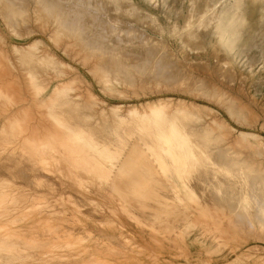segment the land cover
<instances>
[{
	"label": "rangeland",
	"instance_id": "rangeland-1",
	"mask_svg": "<svg viewBox=\"0 0 264 264\" xmlns=\"http://www.w3.org/2000/svg\"><path fill=\"white\" fill-rule=\"evenodd\" d=\"M62 1L64 4V13L67 12L68 15L70 13L68 20L69 22H72H70V24L69 22H65V24L68 23V26L73 25L72 28L75 33H79L78 35H75L74 32L72 35L71 27L69 28L67 24L65 25L64 23L61 24L62 22H58L59 20L63 21L66 17L65 14L67 15V13L62 14L63 10L60 12L57 9V12L54 7L55 12L54 9L52 12L47 9V7L53 8V6L48 5L43 9L44 4L39 2V0H37V3L36 0H16V2L15 0H0V58H2V61L0 62L1 64H4L3 67L0 68V73L1 76L4 75L7 79L14 74L13 77L15 76V78L13 79H16L17 82L16 80V83L13 80L11 82L13 88L15 87L16 90L18 85L23 86L18 88V94L15 95L16 100L14 98L8 99L5 93L6 96H3L2 92H0V129L2 131H0V226L5 224L7 229H12L14 231L22 230L24 233H28L29 228L34 226L33 223L35 220L40 217L49 218V223H47V225L40 224L35 226L36 228H33L34 230L36 229L38 237L35 235L36 239L34 238L32 240L26 238L28 237V234L23 236L22 240L20 237L19 240L18 237H14L16 240H13L14 238L4 234L5 231L0 230V264H92L93 258L90 253H97L111 261H119L120 264H153L155 259L150 253H148L150 250L148 242H150V245L155 248H166L168 253L166 252L163 254L165 259L162 255H160V258H163L164 260L172 259V261L177 262L176 264H264V262H262L264 256L263 259L261 256L264 255V214L262 215L264 211H261L262 209L264 210V18L250 38V58L241 57L232 66L228 65L227 67V65L222 62L223 59L221 58L223 55H221L222 57L218 55L211 46L205 45L196 51L187 49L185 54H188V56L191 57L190 59L182 56L177 50L176 43L172 37L173 34L171 33L173 32L175 34V31H177L179 26L182 25L183 21L180 17L182 18L189 14L187 11L190 9L188 6L191 2H188V0H129L131 5H133L130 14L132 13L131 17L135 19L131 24L137 28V32L141 31L156 39L160 38L162 35L165 46L164 49H162V52H156V57H150L149 55L146 56L144 54L146 51L145 49L149 46L144 43H139V39H137L138 37H135L136 34L127 32V30H125V27L128 25L126 20L122 17H119L121 19L119 20L114 12L110 13V28L112 26L118 28L110 29L107 24L103 22L105 21V14L102 13L99 16V19L103 21L99 23L103 28L99 29L98 27H95V24H98L95 17L90 18L91 15L89 14L83 16L85 14H80L79 12H77L75 16L73 15V8L75 7L73 5H77L74 0ZM116 1L123 4L126 3L125 0ZM126 1L128 2V0ZM172 8L175 10L178 8L179 10L176 12L173 11ZM134 9L136 11L139 10L138 13H135ZM59 12L62 14L61 16ZM152 13L157 22L161 24L162 30L166 29L165 32L164 30L158 32L154 23H145L146 25L143 26L137 23V18H141L145 14L151 15ZM56 15L59 20L55 18L57 17ZM177 17L179 18V26H175V24L173 25L174 22L176 23ZM165 18L166 20H164ZM91 20H93V23H91ZM160 21H164V23ZM73 22L75 23V27ZM90 23L91 25H89ZM77 24H80L78 25V30L76 29ZM165 25H167L166 28ZM79 27H82V31H79L81 30ZM180 29H178L177 33H179ZM99 30H102L103 32V40L99 38L101 33ZM97 33L99 34V37L97 36ZM163 33H166L165 37L163 36ZM178 36L179 35H177V37ZM83 41L85 44L82 43ZM87 41L88 45H86ZM30 42H35V48L33 52L26 54L24 51L26 48L25 46ZM95 42L103 44H97L98 47L96 49V46L94 45L96 44ZM90 43H92L91 45H93V47L95 46V49L93 47L91 48V46L89 48ZM11 44L16 45L17 48L24 49L23 51L26 55L23 54V56H26L25 58L27 61L22 62L24 57L19 55L18 56L21 60H17V53H13L10 49ZM23 51L21 53H23ZM44 51H47L50 57V60L46 61L51 62L47 63L45 67L39 66V63L41 65L43 62L40 60V53H43ZM145 53L147 54V51ZM143 54L144 57H146L145 60H147V62L149 61L147 66L143 61V57H141ZM160 54H164L167 63L174 60L172 57L174 56L176 61H171L170 65L173 70L176 67L178 68L175 69L176 73L174 70V73L176 74L174 76H179L175 78L172 77L171 80L173 72H170L172 71L170 70V65L169 63H166L163 56L161 57L163 59L162 62L164 61L163 67L167 69H164L165 72L163 70L157 74L154 72L155 69L153 67L157 64L156 58L158 59L157 56ZM27 55H29V57ZM32 56H34L33 58L35 59L37 57L40 59L37 58L35 62L33 61ZM216 57H218V60ZM28 59L31 60L29 61ZM46 61L43 65H45ZM54 61L55 63H53ZM250 61H253V63H250ZM139 62L141 63L139 64ZM193 63H195V65ZM216 63L219 65L221 63V68L220 66L217 67ZM136 64H139V66L137 65L138 69L135 67ZM140 66L141 69H139ZM29 70L32 73L34 71L33 76H35L36 80H45L42 83L45 85L46 82V87H49L54 82L60 81V79L69 78L71 76L75 78V82L69 90L70 92L66 95L67 99L59 98V100L55 102L56 104L59 102V104L55 105L54 103V106H52V103L49 104L52 106L53 110L51 109V106L47 110L48 106L43 105V109L46 108L43 110V113H46L45 115L49 118L56 116L60 121L62 118L61 122L64 121L66 126L71 127L73 130H80V127L84 128L83 135L86 138L84 139L83 137V140H86V143L93 141V144L95 143V145L92 144V149L93 151L95 149V153L97 152L96 154L91 152V142H89V144H85V154L86 151L90 149L86 154L90 160L96 155L97 157L95 158L101 161L102 164L111 167L107 180L96 177L97 181L99 180L98 183L96 182L95 176H93V179L89 176L91 177V180L87 179L88 174L84 170L85 175L87 174L85 178L84 172H80L83 169L80 170V168H78L79 174H77V176L75 174L77 171L74 172L77 167L74 170V166L70 164L73 169L71 170V167L68 165L70 161H67L68 157L65 150L57 140L54 141L52 139L53 137H51L53 145L56 142L59 144L57 146L54 145V147L58 148V146H60L62 149V151L60 148L58 149L59 151H51L56 157L54 159H57L58 161L56 163V160L54 162L53 159L52 162H49V158L46 160L44 159L43 161L41 160L40 155L39 158L34 154L36 157H34V160L37 162L39 160V163L42 162L41 166L33 160L32 154L35 153L36 149L34 150L31 147V144L29 147L32 149L28 147L27 143L30 142L28 141L24 144V142L16 140V135L18 133L17 127L21 128L24 125V121L27 125L32 122L29 124L30 127H32L35 117H43L40 114L37 115V113H34L37 112L35 111V103L37 101L31 97L34 102L33 104L32 100H29L30 97H26V93L23 90L24 87H26L24 80L22 82L23 73H26ZM177 70L179 73H177ZM166 71L169 74L166 75ZM185 71L186 73H184ZM154 73L155 75L153 76ZM162 73H164L163 75L165 76H163ZM228 74L229 76L227 77ZM4 78H0V80H2L0 81V85L4 84L5 80L6 82L8 81ZM11 79L12 76L10 80ZM20 88L23 90L21 93H19V90H21ZM0 90L2 91V89ZM88 90L98 96V102L97 99L94 101L86 97L84 93ZM77 92H80V95L83 93V96H77ZM21 94L22 96H19ZM17 96L22 97V99L25 100L22 102V99L20 98L21 102H19L22 104V107L25 106L23 111L26 112L27 110L28 115H25L24 113L22 114V112L18 111H22V107L19 106L20 104L16 103L19 100H17ZM3 98H5L4 103L1 101ZM85 99L88 100L87 103ZM158 99H172V101H185L190 104L194 103L196 105L195 109H198H193L194 114L192 113L190 117H183L184 119L179 117L180 123H178L179 121L176 118L177 125L181 124V127L178 125L177 129L179 131L182 130V132L185 133V136L187 137L186 140L188 138V140H190V138L191 140L194 138V140L200 139L199 142L202 140L199 144L200 146L193 143L192 145H189L191 153L192 151L193 154L196 152L202 157L195 156L196 154L193 155L192 157L194 161L193 159L191 160L193 162H191L192 166L188 167L190 170L188 169L184 174L186 177L185 180L188 181L189 188H185L183 183L181 184V178L178 177L174 171L175 167L172 166L170 161L172 157L168 151H175V147H172L173 150L172 148L165 150L162 144L156 142L158 137V132L156 131L158 128L155 129L154 125L149 127L152 136L155 137L153 138L151 137V134L148 136L149 130L145 131V128L143 127L140 129V121L138 122L137 120L136 125L131 121L129 123L119 122L118 120L113 119L110 114L113 105L120 106L121 108L118 112L125 115L126 109L129 107H139L147 101H157ZM11 100L13 102L16 101V104ZM27 102L30 105L35 106H31V108L34 109L30 108V110H28L30 105H28ZM94 102L97 105H94ZM11 109H13V111ZM100 110L104 111L101 112ZM109 110L111 112H109ZM16 111L19 112V114L21 113L22 116L21 114H16ZM29 112H32V115ZM29 114L32 118H30L31 116ZM7 115H9V118H6ZM10 115L11 118L12 115L14 116L13 120H15V124L12 122ZM18 115L19 117L21 116L20 119ZM71 115L73 118L70 117ZM213 117L216 121L215 124L217 125V128L207 127V130L210 128L208 132L206 129H202L201 124L207 125L210 123L214 125V123L210 122L211 120L214 122ZM29 118L32 119V121H30ZM37 118L35 121L36 123H38L37 120H39ZM5 119H7V122ZM9 119L10 122H12V124L10 123L11 125H9ZM43 120L44 118H42V120L40 119L39 123H42ZM183 120H185V122H183ZM16 123H19V125L16 126ZM67 123L70 124L67 125ZM7 125L10 127L11 138L10 134L5 133L8 132V129L6 128ZM29 125L28 129L27 126L24 125L25 129H27H24L25 132L31 131V128L29 131ZM41 126H43V124ZM77 126L80 127L78 128ZM12 127L14 131H11ZM24 127H22L20 131H23ZM91 130H93V132ZM143 130L147 133H143ZM193 131L195 132L194 134ZM200 133H205L206 135H201ZM91 134L93 135L90 137ZM190 135L192 137H190ZM97 138H100L99 141L101 143L96 141L98 140ZM148 138L153 140L148 141L150 140ZM3 140L4 142H2ZM126 140L128 141V144ZM135 140L136 143L133 144ZM17 141L20 142L19 145ZM199 142L197 141V143ZM88 145L90 146L88 147ZM102 145L103 151L101 149ZM191 146L193 147L191 148ZM194 147L198 151H196ZM104 148H107L109 154L104 151ZM110 148H114V150L116 149L117 152L113 151V154L110 155V152H112ZM139 148L141 149L140 156L142 158L140 156L138 157ZM146 148H152V151H150L156 153L157 158L161 157L164 164L170 170L169 174L166 173V175H164V173L160 171L162 169V167H160L162 163H160V165L158 164L159 161L161 162V159L157 160L155 158L153 160L155 155L151 152L149 155V150H146ZM202 148L208 155L202 153ZM98 150L100 151L99 153L104 156L100 157ZM179 150L182 149L176 148L177 152ZM28 151H30V153H28ZM36 151L38 153V150ZM63 151L64 153H62ZM142 151H144L147 156H150V158L145 154L142 156ZM215 151H217V153H215ZM103 152H105L106 155ZM114 152L117 153V156L114 155ZM128 152L130 154H133V152L136 153L132 156H135V159L141 158L142 160H131L128 157V163L125 161L126 159L122 162V158L126 155L132 158L131 155L127 154ZM38 154H40V152ZM151 154L154 156L153 158ZM109 155L111 161L108 159ZM112 155L117 158L114 157V159ZM144 155L147 157V160H145L146 157ZM218 157H220V159ZM64 158L66 160V166ZM102 158H104V161ZM47 162L50 164L53 163L55 166L51 164V166L48 165V167L46 164ZM143 162H145V166ZM140 163L141 165H139ZM43 164L47 167V171L43 168ZM225 168H227V170ZM127 169L130 170V172L127 171ZM124 171H126L127 174H124ZM81 173L83 174L80 175ZM72 174H75L74 176H76L77 179L78 177L81 178L78 179V183L82 184V187L75 184L77 179H72ZM155 177L158 180L155 179ZM115 178H119V180ZM73 180H75V182ZM251 181H253V183ZM134 182H136L137 185L140 182L142 185L152 187L153 189H150L151 191H147L151 194L150 197L141 198L135 196L133 191L128 188L130 185H133ZM67 185L70 186L67 187V189L64 188V186ZM114 185L115 187L117 185V193L120 192L126 194L125 201L129 199L126 203L128 204L126 205V209L129 206L128 208H131L132 210L133 206L130 205L134 202L133 199H139L137 202L142 205H144L143 202H145L146 206H139L141 208H138L137 211H135L137 208H133V212L129 209L130 213H128V210L125 212V207L120 209V206L118 205L119 200L110 201L112 198L111 195L116 194V192H114ZM118 186H120V188ZM121 188L124 189L121 191L119 190ZM251 189H254V191ZM107 191L110 192L108 193ZM198 193L199 195H196ZM4 194L7 196L6 198ZM128 195L132 200H130ZM37 196L39 197L37 198ZM68 198L70 199L69 201ZM151 198H153V200L155 199V201L151 200ZM73 200H75V202ZM257 200L261 201L263 204L260 203L262 206L258 204L260 208L257 206ZM137 202L135 203L139 205ZM22 205L25 207L23 208ZM175 205L177 207H175ZM155 207H158L157 210H155ZM32 208L33 211L31 210ZM152 208H154V210ZM26 210H28V212ZM34 210H37V212ZM140 210L142 212L139 213ZM145 210H148L150 213ZM134 211L137 212L136 215L134 214ZM259 215H261V217H259ZM98 216L99 218H97ZM100 221L103 222V224H101ZM111 221L114 224H112ZM106 223L108 225H106ZM49 224L50 226L46 227ZM117 225L119 227H117ZM53 226L55 227L53 228ZM153 226L155 229H153ZM51 227L53 229H51L52 231L49 230ZM67 229L71 232V237L68 239V242H63L65 241V235L67 236L68 234ZM61 232H63V234ZM137 234H140V239ZM48 236H51L52 240ZM7 237L9 239L11 238L10 241H8ZM144 238L147 240H143ZM76 239L80 240L78 244L72 243ZM125 239H128L129 241H126ZM50 241L53 242V244H51ZM137 245L139 247H137ZM85 248L87 250H84ZM160 261L163 260L160 259Z\"/></svg>",
	"mask_w": 264,
	"mask_h": 264
},
{
	"label": "bare ground",
	"instance_id": "bare-ground-1",
	"mask_svg": "<svg viewBox=\"0 0 264 264\" xmlns=\"http://www.w3.org/2000/svg\"><path fill=\"white\" fill-rule=\"evenodd\" d=\"M6 1V0H5ZM154 1V0H153ZM156 1H158V0H156ZM200 1V2H199ZM15 2H16V0H15ZM39 2H41L42 4H44L43 5V9H44V7L46 6V5H48V6H53V8H48L47 6V9H49V10H51L52 12H53V9H54V12H55V8H56V11H57V9L61 12L62 10V14L64 13V9H63V7H64V4L62 3L63 1L62 0H39ZM65 2V1H64ZM67 2V1H66ZM74 2H75V4H77V5H73V6H75L74 8H73V11H74V13H73V15L75 16V14H77V12H79L80 14H85V15H83V16H86V15H91L90 16V18H94L95 17V20H96V22H98V24H95V27H98L99 29L100 28H103L101 25H100V23L99 22H102L103 20H101V19H99V16H100V14H102V13H104L105 14V21H103L104 23H106L107 24V26L110 28V21H111V18H110V13H115L117 16H118V18L120 17H122V18H124L125 20H126V22H127V26L125 27V30H127V32H129V33H133V34H136V36L135 37H138L137 39H139V43H144V44H146V45H148L149 47H147L145 50L147 51V54L144 52V54L146 55V56H155V54H156V52H159V51H161L162 52V49H164V46H165V43H164V40H163V38H162V35H161V37L160 38H158V39H156V38H153L151 35H148V34H146V33H143V32H141V31H138L137 32V28H135L131 23H132V21L133 20H135L133 17H131V15H132V13L130 14V10H132L131 8H132V6L133 5H131V3L129 2V0H128V2L125 0V2L126 3H119V2H117L116 0H74ZM165 2V1H164ZM168 2H170V1H168ZM188 2H191L190 3V5L188 6V7H190V9L187 11V12H189V14H187L186 16H183L182 18L180 17V19L183 21L182 22V25H180L179 26V18L177 17V20H176V23L174 22L173 23V25L175 24V26H179V28L178 29H180L179 30V33H177V31H178V29H177V31H175V34L172 32L171 34H173V38H174V41H175V43H176V48H177V50L182 54V56H184V57H186V58H188V59H190L191 57H189L188 56V54H185V52H186V50L187 49H190V50H192V51H196V50H198L199 48H201V47H203V46H205V45H208V46H211V48L218 54V55H223V57L221 58V59H223V61L222 62H224L226 65H227V67H228V65H230V66H232L235 62H237L241 57H247L248 59L250 58V55H251V51H250V49H249V42H250V38H251V36H252V33L258 28V26L261 24V22H262V20H263V18H264V0H188ZM36 3H37V0H36ZM69 3V2H68ZM133 3V2H132ZM154 3H156V2H154ZM166 3V2H165ZM178 3V2H177ZM158 4V3H157ZM189 4V3H188ZM174 6V5H173ZM172 6V7H173ZM55 7V8H54ZM42 8V7H41ZM134 8V7H133ZM165 8V7H164ZM179 8H180V6H179ZM169 9V8H168ZM173 9V8H172ZM67 10H68V7H67ZM66 10V11H67ZM72 10V9H71ZM135 10V9H134ZM177 10H179L178 8H177ZM177 10H175V9H173V11H176L177 12ZM47 11V10H46ZM51 11H50V13H51ZM139 11V10H138ZM138 11H134L135 13H138ZM166 11V10H165ZM170 11V10H169ZM58 12V11H57ZM56 12V13H57ZM60 12H59V14H60ZM76 12V13H75ZM171 12H172V10H171ZM55 13V14H56ZM65 13H67V12H65ZM64 13V14H65ZM79 13H78V15H79ZM59 14H58V16H59ZM62 14H60V16L62 15ZM168 14V13H167ZM48 15V14H47ZM69 15H70V13H69ZM68 15V13H67V15L65 14V19H63V21H60L59 19H58V16L57 17H55V18H57L59 21V23H61V24H65V22H69V20H68V18L70 17ZM176 15V14H175ZM180 15V14H179ZM98 16V17H97ZM168 16V15H167ZM172 16V15H171ZM73 17V16H72ZM71 17V18H72ZM67 18V19H66ZM70 18V19H71ZM79 18V17H78ZM119 18V20H121ZM136 18H137V14H136ZM172 18V17H171ZM60 19H61V17H60ZM138 20H136L137 21V23L138 24H141L142 26L143 25H146L147 23H154L155 24V28H156V30H158V32H162L163 30H164V32H165V30L166 29H163L162 30V26H161V24L160 23H158L157 22V20L155 19V17H154V15H153V13L150 15H144L143 17H141V18H137ZM62 20V19H61ZM79 20H80V18H79ZM94 20V19H93ZM93 20H91L92 22L91 23H93ZM160 20V19H159ZM163 20V19H162ZM164 20H166V18L164 19ZM77 21V20H76ZM71 22V21H70ZM70 22H69V24H70ZM160 22H163L164 23V21H160ZM72 23V22H71ZM89 23V22H88ZM91 23L89 24V25H91ZM130 23V24H129ZM146 23V24H145ZM163 23H162V25H163ZM60 24V25H61ZM67 24V26H68V23H66ZM65 24V25H66ZM73 24H74V27H75V23L73 22ZM81 24V23H80ZM80 24H77V27H76V29L78 30V25H80ZM129 25H131V26H129ZM169 25V24H168ZM62 26H64V25H62ZM66 26V27H67ZM72 26L73 25H71V26H68L69 28L71 27L72 28ZM164 26V25H163ZM166 26L167 25H165V28H166ZM69 28H68V30H69ZM80 29L82 28V27H79ZM111 28H113V29H117L118 27H116V26H112ZM110 28V29H111ZM75 29V28H74ZM86 29H88V28H86ZM172 29H173V26H172ZM79 31H82V29L81 30H79ZM99 31H101V33H100V37L98 36L99 34L97 33V36L99 37V38H101V40H103V36H102V34H103V32H102V30H99ZM104 31V30H103ZM121 31H123V30H121ZM181 31V32H180ZM55 32V31H54ZM73 32H74V30H73V28H72V35H73ZM127 32H126V36H127ZM183 32V33H182ZM75 33V32H74ZM81 33V32H80ZM128 33V34H129ZM177 33V34H176ZM78 35L79 33H75V35ZM81 34H83V33H81ZM132 34V35H133ZM159 34V33H158ZM165 34L166 33H163V36L165 37ZM181 34H183V35H181ZM71 35V34H70ZM125 35V34H124ZM130 35V34H129ZM169 35V34H168ZM177 35H179L178 37H177ZM116 36V35H115ZM125 36V37H126ZM171 36V35H170ZM79 37H80V35H79ZM117 37V36H116ZM99 38H97V39H99ZM105 39V38H104ZM81 40H83V39H81ZM87 40V39H86ZM85 40V41H86ZM100 40V41H101ZM93 42V41H92ZM82 43H84V41L82 42ZM96 44H94L95 46V48L97 49V44H98V42H95ZM118 43H119V41H118ZM85 44V43H84ZM92 43H90V45H89V48H90V46H91V48L93 47V45H91ZM99 44H101V43H99ZM98 44V45H99ZM103 44V43H102ZM101 44V45H102ZM86 45H88V41L86 42ZM85 45V46H86ZM26 48H25V50L22 48V49H20V48H17V46L16 45H13V44H11V46H10V49L13 51V53H17V55H16V57H17V60L18 59H20L21 60V58L19 57V56H23V54H25V52H26V54H28V53H31V52H33V50H34V48H35V42H30V43H28L26 46H25ZM88 47V46H87ZM93 47V48H94ZM94 48V49H95ZM20 50H24L23 51V53H21L22 51H20ZM72 50V49H71ZM92 50V49H91ZM165 50H166V48H165ZM164 50V51H165ZM73 51V50H72ZM76 51V50H75ZM42 52V51H41ZM0 53H1V49H0ZM4 53V52H3ZM166 53V52H165ZM25 54V55H26ZM75 54V53H74ZM144 54H143V56H141V57H143V61L146 63V66H147V64H149V61L147 62V60H145V58L146 57H144ZM168 54H170V53H168ZM19 55V56H18ZM23 56L24 58L22 59V62L23 61H27V59L25 58L26 56ZM51 55V54H50ZM6 56V55H5ZM28 57H29V55H27ZM160 56V57H159ZM159 56H157L158 57V59L156 58V65L153 67L155 70H154V72L157 74V73H160L161 71H163L164 69H167V68H165V67H163V63H164V61L162 62V60L164 59L165 60V56H164V54L163 55H159ZM163 56V59L161 58ZM167 56H169V55H167ZM171 56V55H170ZM1 57V56H0ZM27 57V58H28ZM34 56H32V59H33V61H35L36 62V59L37 58H39V57H37L36 59L35 58H33ZM156 57V56H155ZM173 57V59L174 60H171V61H176V59L174 58V56H172ZM172 57H170V58H172ZM41 58V59H40ZM40 60H42L43 62L41 63V65H40V63H39V66H46V64L47 63H49L50 61H46V60H50V57H49V53L47 52V51H44L43 53H40ZM47 58V59H46ZM53 58V57H52ZM99 58V57H98ZM169 58V59H170ZM215 58V57H214ZM217 58V60H218V57H216ZM225 58V59H224ZM44 59V60H43ZM6 60V59H5ZM4 60V61H5ZM29 60V59H28ZM31 60V59H30ZM29 60V61H30ZM150 60V59H149ZM167 60H168V58H167ZM0 61H2V58H0ZM28 61V62H29ZM32 61V62H33ZM46 61V63H45V65H43V63ZM52 61V60H51ZM154 61V60H153ZM152 61V62H153ZM158 61V62H157ZM166 61V60H165ZM169 61V60H168ZM171 61L170 62H168L169 63V65L171 64ZM19 62V61H18ZM151 62V61H150ZM217 62V61H216ZM221 62V63H222ZM25 63V62H24ZM51 63V62H50ZM53 63H55V61L53 62ZM52 63V64H53ZM58 63V62H57ZM141 62H139V64H140ZM166 63H167V61H166ZM166 63H165V66H166ZM167 63V64H168ZM175 63V62H174ZM178 63V62H177ZM176 63V64H177ZM200 63V62H199ZM221 63H220V65L218 64V63H216V66L218 67V66H220V68H221ZM250 63H253V61H250ZM18 64V63H17ZM139 64H136V68L138 69V67H137V65L139 66ZM173 64V63H172ZM194 65H195V63H193ZM3 63L1 64V62H0V68L1 67H3ZM37 65H38V63H37ZM59 65V64H58ZM142 65V64H141ZM169 65H168V68H169ZM179 65V64H178ZM178 65H176V66H178ZM50 66V65H49ZM145 66V67H146ZM149 66V65H148ZM175 66V65H174ZM203 66V65H202ZM223 66H225V65H223ZM20 67V66H19ZM134 67V66H133ZM132 67V68H133ZM134 67V68H135ZM144 67V66H143ZM142 67V68H143ZM151 67V68H152ZM171 65H170V70H172V71H170V72H173V75L171 76V80H172V77L173 78H175V77H177V76H179V75H177V76H174V75H176L175 73H176V70L175 69H178L177 67L174 69L175 70V73H174V70L173 69H171ZM193 67H195V66H193ZM150 68V69H151ZM225 68V67H224ZM27 69V68H26ZM55 69V68H54ZM139 69H141V66L139 67ZM146 69V68H145ZM179 69H180V67H179ZM223 69V68H222ZM228 69V68H227ZM7 70H8V68H7ZM169 70V69H168ZM9 71H10V69H9ZM21 71V70H20ZM23 71H24V68H23ZM144 71V70H143ZM14 72V71H13ZM164 72H165V70H164ZM223 72V71H222ZM33 73H34V71H33ZM32 72H30V70L28 71V72H26V73H23L24 75H23V79H22V82H23V80H24V83H25V86L26 87H24V91H25V95H26V97H32L35 101H37L36 103H35V106L37 107H35V106H33V105H30L28 102V105H30L29 106V108H28V110H30V108H31V106L32 107H35V111H37V112H34V113H37V115L38 114H40V115H42L43 117L42 118H44V120L42 121V123H39L40 122V119L42 120V118H41V116H40V118H37V117H33L34 118V120L36 121V118L37 119H39V120H37V122L38 123H36L35 121H33V125H32V127H30V125L29 124H31L32 122H30V121H32V119H30V118H32V112L29 114L31 117L29 118V120L30 121H28V122H30V123H28V125H29V131H30V128H31V133L30 132H25V130H27L28 129V125H27V123L25 124V121H24V125L25 126H27V129H25V127H24V125L22 126V127H24L23 128V131H20V129L22 128H19V127H17V135H16V140H19L20 142L22 141V142H24V144H25V142H30V143H27V145H28V147H29V145L31 144V147L35 150H38V153L40 152V154H38L37 153V151L35 150V153H33L32 155H33V160L36 158L35 156L37 155L39 158H40V156H41V160H43L44 161V159L46 160L47 158H49V162L51 161L52 162V160L54 159V158H56L55 157V155H53V152L51 153V151H59L58 149L60 148V146H58V148L56 147H54V145H59V144H57V142L56 143H54V145H53V143H52V141H51V137H53L52 139L54 140V141H58V143H60L61 145H62V148L65 150V153L67 154V157H68V159H67V161L69 160L70 162H69V166L71 167V165L70 164H72L74 167V170H75V168H76V170L74 171V172H78V168H80V170L81 169H83V170H79L80 172H84V170H85V172L88 174H86L87 175V179H90L91 177V179H93L94 177L93 176H95V178L96 177H98V178H100V179H105V180H107V177H108V175H109V171H110V169H111V167H108V166H105L104 164H102L101 163V161H99L97 158H95V157H97L96 155L94 156V158L92 157V159L90 160V158H88V156L86 155L87 154V152H88V150H90V149H88L87 151H86V154H85V151H84V147H86L85 146V144L87 145V143L89 144V142H91L90 144H91V152H94L95 151V149H94V151H93V149H92V144H93V141H89V142H87L86 143V140L84 141L83 140V137H84V128L83 127H80V130H73L71 127H69V126H66V124L64 123V121L63 122H61L62 121V118H61V121H60V119H58V118H56V116H52V117H47V115H45L44 113H43V110L44 109H46V108H44L43 109V105L44 106H48L47 107V110L50 108V106L51 105H49V104H51L52 103V106H54L53 104L55 103V102H57L58 100H59V98H66L67 99V97H66V95L68 94V92H70L69 90L72 88V86H73V83L75 82V78L73 77V76H71V77H69V78H64V79H60V81H57V82H54V83H52L49 87H46L45 85H47L46 84V82H45V85H44V83H42L43 81H45V80H43L42 81V79L41 80H36L35 79V76H33L34 74H33ZM38 73V72H37ZM57 73V72H56ZM152 73H153V71H152ZM155 73L153 74V76L155 75ZM177 73H179L178 72V70H177ZM180 73L182 74V72L180 71ZM184 73H186V71L184 72ZM225 73V72H224ZM228 73V72H227ZM164 73H162V75H163ZM167 74H169V73H167V71H166V75ZM13 75L14 74H12L11 76H12V79L10 80V78H11V76L10 75H8V76H10L9 77V79H7L4 75H2L1 76V73H0V76L2 77V78H6L8 81L6 82V80H5V82H4V84H2V85H0V89H2V91L0 90V92H2V95L3 96H6L7 95V97H8V99H15L16 100V94H18V92H17V90H18V88L19 87H21V86H17L18 88H17V90L15 89V87L13 88V85H12V80L15 82V80L16 79H13V78H15V76L13 77ZM38 75V74H37ZM221 75V74H220ZM226 75V74H225ZM20 76H21V74H20ZM40 76V75H39ZM156 76H158V75H156ZM163 76H165V75H163ZM181 76V75H180ZM229 76V74L227 75V77ZM0 77V78H1ZM53 77V76H52ZM56 77H58V76H56ZM60 77V76H59ZM104 77H105V75H104ZM169 77V76H168ZM168 77H167V79H168ZM226 77V76H225ZM4 78V79H5ZM230 78V77H229ZM18 79V78H17ZM77 79V78H76ZM169 79H170V77H169ZM164 80V79H163ZM0 81H2V80H0ZM150 81V80H149ZM13 82V83H14ZM16 82H17V80H16ZM15 82V83H16ZM2 83V82H1ZM20 83H21V81H20ZM104 83V82H103ZM107 83H108V81H107ZM19 84V83H18ZM17 85V84H16ZM23 87V86H22ZM77 87V86H76ZM21 89V88H20ZM23 90L21 89V90H19V93H21V91L23 92ZM6 95H5V94ZM24 94V93H23ZM85 95H86V97L88 98V99H90V100H96L97 99V102H98V100H99V98H98V96L95 94V93H93V92H91L90 90H88V91H86L85 93H84ZM76 95L77 96H83V93H82V95H80V92H77L76 93ZM19 96H22V94L21 95H19ZM76 96V97H77ZM75 97V96H74ZM20 98L22 99V97H18L17 96V102L16 103H18V104H20ZM29 98V100H32V102H33V99L31 98L30 99ZM82 98V97H81ZM78 99V98H77ZM166 99V98H165ZM4 100H5V98H3V100H1V101H3V103H4ZM27 100V99H26ZM12 101V100H11ZM20 101V102H19ZM25 100L24 99H22V102H24ZM85 101H86V103H87V99H85ZM13 102V101H12ZM15 102H13V103H15ZM29 102H31V101H29ZM31 102V103H32ZM101 102V101H100ZM99 102V103H100ZM6 103H7V100H6ZM12 103V104H13ZM15 103V104H16ZM11 104V105H12ZM14 104V105H15ZM24 104V103H23ZM33 104H34V102H33ZM57 104H59V102L57 103ZM56 103H55V105H57ZM22 104H20L19 106H21ZM27 105V104H26ZM94 105H97V104H95V102H94ZM101 105V104H100ZM5 106V105H4ZM8 106V105H7ZM10 106V105H9ZM52 106H51V109H52ZM70 106V105H69ZM16 107V106H15ZM22 107V106H21ZM25 107V106H24ZM24 107H22V109L20 108V107H18V108H20L22 111H20V110H18L19 112H22V114L24 113L25 115L27 114V110H26V112H24L23 111V108ZM42 107V108H41ZM73 107V106H72ZM95 107V106H94ZM98 107V106H97ZM2 108V107H1ZM9 108V107H8ZM56 108V107H55ZM121 107L120 106H118V105H113L112 106V112L109 110V112H111L110 114L112 115V117H113V119H115V120H118L119 122H125V123H129L130 121L131 122H134V125H136V123H137V120H138V122L141 124V127H140V129H142V127L143 128H145V131L146 130H149V134H148V136H150V134H151V137H153L152 136V133H151V130L149 129V127L151 126V125H154L155 126V129L156 128H158V130L156 131V132H158L157 134V139H156V142H158V143H160V144H162L163 145V147H164V149L165 150H169L170 148H174L175 147V151H168L169 153H170V155H171V157H172V159H170V161H171V163H172V166L173 167H175L174 168V171L176 172V174L178 175V177H180L181 179H180V181H181V184L183 183V185H184V187L186 188H189V186H188V181L187 180H185V172L186 171H188V167H190V166H192L191 165V160L193 159V155H195V156H200V155H198V153H196L195 152V154H193V151H192V153L190 152V150L191 149H189V145H192V143L193 144H198V146H200L199 144H200V142L202 141H200L199 142V140H194V139H192L191 140V138H190V140H186V136H185V133L184 132H182V130H178L177 129V126L178 125H180V127H181V124H178L177 125V121H176V118H177V120L179 121L178 123H180V119H179V117L182 119L183 117H190L191 115H192V113H193V109H195L196 108V105L194 104V103H192V104H190L189 102H185V101H172V99L171 100H164V99H158L157 101H147V102H145L142 106H139V107H135V106H133V107H129L128 109H126V114L124 115V114H120L119 112H118V110L120 109ZM5 109V108H4ZM16 109V108H15ZM25 109V108H24ZM31 109H34V108H31ZM37 109V110H36ZM40 109H42V110H40ZM102 109V108H101ZM12 111H13V109H11ZM53 110V109H52ZM123 110V109H122ZM195 110H198V109H195ZM66 111H67V109H66ZM65 111V112H66ZM101 111V110H100ZM104 110H102L101 112H103ZM108 111V110H107ZM236 111V110H235ZM6 112V111H5ZM9 112V111H8ZM19 112H17L16 111V114L18 113L19 114ZM4 113V112H3ZM49 113V112H48ZM233 113V112H232ZM14 114V113H13ZM21 114V113H20ZM19 114V115H20ZM22 114H21V116H22ZM194 114V113H193ZM6 115V114H5ZM19 115H18V117H19ZM28 115V114H27ZM100 115V114H99ZM8 116V117H7ZM6 116V118H9V115H7ZM15 116H17V115H15ZM21 116L19 117V119L21 118ZM110 116V115H109ZM13 115H12V118H11V115H10V118H11V120H12V122L15 124V120H13ZM70 117H72L73 118V116L71 115ZM79 117V116H78ZM5 118V117H4ZM15 118H17V117H15ZM25 119V118H24ZM28 119V118H27ZM84 119V118H83ZM100 119V118H99ZM107 119V118H106ZM184 119V118H183ZM213 119H214V117H213ZM6 120V122H7V119H5ZM58 120V121H57ZM108 120V119H107ZM22 121V120H21ZM136 121V122H135ZM208 121H210V120H208ZM213 120H211L210 122L211 123H214V125L213 124H210V123H208L207 125H203V124H201L202 125V129H206L207 127H210V128H217L216 126V121H215V119H214V122H212ZM8 122H9V125H11L12 124V122H10V119L8 120ZM35 122V123H34ZM110 122V121H109ZM108 122V123H109ZM183 122H185V120H183ZM3 123V122H2ZM11 123V124H10ZM23 123V122H22ZM113 123V122H112ZM202 123V122H201ZM204 123V122H203ZM4 124V123H3ZM5 124H7V123H5ZM14 124H13V126H14ZM43 124V126H41ZM70 124V123H69ZM68 123H67V125H69ZM115 124V123H114ZM139 124V125H140ZM200 124V123H199ZM9 125H7V131L8 132H5L6 134H10V138L12 137V135H11V132H10V127H9ZM19 125V123L17 124L16 123V126H18ZM71 125H73V124H71ZM183 125V124H182ZM0 126H1V124H0ZM104 126V125H103ZM138 126V125H137ZM154 126H153V129H154ZM189 126V125H188ZM5 127V126H4ZM41 127H42V129H41ZM78 127V126H77ZM78 127V128H79ZM81 128H82V130H81ZM187 128V127H186ZM210 128H208V130L210 129ZM12 129H13V127H12ZM11 129V131H14V129L12 130ZM25 129V130H24ZM131 129V128H130ZM139 129V128H138ZM185 129V128H184ZM202 129H201V131H202ZM207 130V129H206ZM208 130H207V132H208ZM0 131H1V129H0ZM5 131V130H4ZM86 131V130H85ZM92 132H93V130H91ZM144 130H143V133L145 132ZM185 131H187V130H185ZM195 131H197V130H195ZM213 131V130H212ZM2 132V131H1ZM10 132V133H9ZM24 134H23V133ZM83 132V133H82ZM206 132V131H205ZM4 133V132H3ZM91 133V132H90ZM145 133H147V132H145ZM195 132L193 131V134H194ZM209 133H210V131H209ZM13 134V133H12ZM15 134H16V132H15ZM85 134H86V132H85ZM131 134V133H130ZM187 134V133H186ZM188 134H190V133H188ZM192 134V136L194 137V135ZM201 134V133H200ZM202 134H205V133H202ZM201 134V135H202ZM222 134V133H221ZM87 135V134H86ZM93 134H91L90 135V137L92 136ZM155 135V134H154ZM206 135V134H205ZM209 135V134H208ZM0 136H1V134H0ZM14 136V135H13ZM147 136V135H146ZM191 135H190V137H192ZM214 136V135H213ZM220 136H222V135H220ZM4 137V136H3ZM7 137L9 138V136L7 135ZM94 137H96V136H94ZM143 137V136H142ZM150 137V138H151ZM188 137H189V135H188ZM210 137V136H209ZM208 137V138H209ZM55 138V139H54ZM86 137H84V139H85ZM147 138V137H146ZM150 138H148V139H150ZM153 138H155V137H153ZM213 138V137H212ZM211 138V139H212ZM90 139V138H89ZM98 139V138H97ZM100 139V138H99ZM99 139L98 140H96V141H98V143L100 142L99 141ZM109 139V138H108ZM107 139V140H108ZM236 139H237V137H236ZM91 140V139H90ZM144 140H145V138H144ZM153 140V139H152ZM151 139L150 140H148V141H152ZM209 140H210V138H209ZM10 141V140H9ZM95 141V142H96ZM127 141V140H126ZM147 141V140H146ZM147 141V142H148ZM155 141V140H154ZM197 141L199 142V143H197ZM207 141V140H206ZM206 141H205V143H206ZM219 141V140H218ZM221 141V140H220ZM2 142H4V140L2 141ZM12 142H13V140H12ZM18 142V141H17ZM20 142H18V145H19V143ZM146 142V143H147ZM216 142V141H215ZM8 143V142H7ZM10 143V142H9ZM16 143V142H15ZM14 143V144H15ZM101 143V142H100ZM136 143V140H135V142L133 143V144H135ZM145 143V142H144ZM155 143V142H154ZM191 143V144H190ZM209 143V142H208ZM231 143V142H230ZM0 144H1V140H0ZM103 144V143H102ZM105 144H106V142H105ZM127 144H128V141H127ZM204 144V143H203ZM232 144V143H231ZM3 145V144H2ZM21 145V144H20ZM93 145H95V143L93 144ZM114 145V144H113ZM151 145V144H150ZM157 145V144H156ZM15 146V145H14ZM90 145H88V147H89ZM141 146V145H140ZM196 146V145H195ZM96 147H97V143H96ZM145 147V146H144ZM144 147H143V150H144ZM157 147V146H156ZM193 146H191V148H192ZM18 148V147H17ZM30 148V147H29ZM28 148V149H29ZM32 148H30V149H32ZM173 148H172V150H173ZM176 148H179V149H182V150H179L178 152L176 151ZM201 148V147H200ZM222 148V147H221ZM61 149V148H60ZM102 151H103V145H102ZM100 149V150H101ZM111 149V148H110ZM183 149H186V150H183ZM194 149H195V147H194ZM10 150V149H9ZM97 150V149H96ZM140 148H139V155H138V157L140 156ZM146 150H149L148 152H149V155H150V152L152 151V148L151 149H149V148H146ZM151 150V151H150ZM157 150V149H156ZM178 150V149H177ZM189 150V151H188ZM196 150V149H195ZM206 150V149H205ZM210 150V149H209ZM208 150V151H209ZM220 150V149H219ZM61 151H62V149H61ZM104 151H106L107 152V154H109L108 153V151H109V147H108V151H107V148H104ZM111 151L112 152H110V155L111 154H113V151H116L117 152V150L115 149L114 150V148H112L111 149ZM131 151V150H130ZM129 151V152H130ZM196 151H198V150H196ZM16 152V151H15ZM100 151L98 150V153H99ZM116 152H114V155L115 156H117L116 154ZM127 153L128 155H135L136 153H137V151H136V153H134L133 152V154H130V153ZM28 153H30V151H28ZM28 153H27V155H28ZM62 153H64V151L62 152ZM62 153H61V157H62ZM97 153V152H96ZM95 152L93 153V154H96ZM103 153H105V152H103ZM132 153V152H131ZM151 153H153V152H151ZM160 153V152H159ZM167 153V152H166ZM200 153V152H199ZM202 153H206L207 154V152H205L204 150H203V148H202ZM202 153H200V154H202ZM215 153H217V151H215ZM25 154V153H24ZM34 154H35V156H34ZM100 154V157L101 156H104L103 154H101V153H99ZM143 154H145L146 156H147V154L146 153H144V151H142L141 152V155L143 156ZM154 155H155V157L151 154V156H152V158H153V160L156 158L157 160H160L161 159V157H156V153H153ZM218 154L220 155V153L218 152ZM22 155V154H21ZM40 155V156H39ZM92 155V154H91ZM91 155H90V157H91ZM105 155H106V153H105ZM110 155H109V160H110ZM125 155H126V153H125ZM144 155V156H145ZM208 155V154H207ZM211 155H212V152H211ZM215 155V154H214ZM223 155V154H222ZM30 156H31V154H30ZM60 156V155H59ZM93 156V155H92ZM115 156H113L112 155V157L114 158ZM127 156V155H126ZM124 156L123 158H122V162H124V160L127 162V158L129 157V159H131V160H136V159H138V158H136L135 159V156H132V158H130V156ZM145 156V157H146ZM203 156V155H202ZM216 156V155H215ZM224 156V155H223ZM18 157V156H17ZM35 157V158H34ZM60 157V158H61ZM99 157V156H98ZM106 157H105V159H106ZM134 157V158H133ZM136 157H137V155H136ZM141 157V156H140ZM148 158H150V156H147ZM147 157L145 158V160H147ZM201 157V156H200ZM208 157H210V156H208ZM3 158V157H2ZM112 158V159H113ZM115 158H117V157H115ZM114 158V159H115ZM142 158V157H141ZM141 158H139L138 160H142ZM202 158V157H201ZM203 158H204V156H203ZM214 158V157H213ZM213 158H212V160H213ZM217 158V157H216ZM219 159H220V157H218ZM38 159V158H37ZM62 159H63V157H62ZM101 159V158H100ZM103 159V161H104V158H102ZM196 159H198V158H196ZM206 159V158H205ZM13 160V159H12ZM14 160H15V158H14ZM32 160V159H31ZM32 160V161H33ZM55 160H56V163H57V159H54V162H55ZM64 160H65V158H64ZM107 160V159H106ZM105 160V161H106ZM143 160H144V158H143ZM156 160V161H157ZM210 160H211V158H210ZM34 161H36V160H34ZM111 161V160H110ZM109 161V162H110ZM193 161H194V159H193ZM216 161H217V159H216ZM37 162V161H36ZM49 162H47L46 164H47V166L49 165V166H51V164H53V163H49ZM109 162H108V164H109ZM115 162V161H114ZM114 162H113V164H114ZM9 163V162H8ZM37 163H39V160H38V162ZM42 163V162H41ZM41 163H39L40 164V166H41ZM64 163H65V166H66V160L64 161ZM105 163V162H104ZM128 163V162H127ZM136 163V162H135ZM145 162H143V164H144ZM156 163V162H155ZM160 163H162V165H160ZM193 163V162H192ZM209 163V162H208ZM217 163H218V161H217ZM28 164V163H27ZM36 165V164H35ZM45 164H43V168L44 169H46V171L48 170L47 169V167L46 166H44ZM54 166H55V164H53ZM58 165V164H57ZM129 165V164H128ZM139 165H141V163L139 164ZM148 165V164H147ZM158 165H160V167H162V169L160 170L162 173H164V175H166V173L167 174H169V172H170V170H169V168L164 164V161L161 159V162L159 161V164ZM221 165H222V162H221ZM39 166V165H38ZM48 166V167H49ZM113 166V165H112ZM144 166H145V164H144ZM202 166V165H201ZM58 167V166H57ZM142 167H143V165H142ZM156 167V166H155ZM159 167V168H160ZM205 167V166H204ZM66 168V167H65ZM131 168V167H130ZM152 168V167H151ZM222 168V167H221ZM69 169V168H68ZM146 169H148V168H146ZM153 169V168H152ZM173 169V168H172ZM226 170H227V168H225ZM251 169V168H250ZM70 170V169H69ZM68 170V171H69ZM71 170H73L72 169V167H71ZM190 170V169H189ZM196 170V169H195ZM248 170V169H247ZM60 171V170H59ZM67 171V172H68ZM127 171H129L130 172V170H128L127 169ZM157 171H159V170H157ZM159 171V172H160ZM252 171V170H251ZM73 172V173H74ZM75 173L76 175L77 174H79V172L78 173ZM85 172H84V175H85ZM214 172V171H213ZM69 173H70V171H69ZM68 173V174H69ZM72 173V172H71ZM127 174V172L126 171H124V174ZM215 173V172H214ZM213 173V174H214ZM75 174H72L73 175V177H71L72 179L74 178L75 180L77 179V177L76 176H74ZM83 173H81L80 175H82ZM90 174V175H89ZM93 174V175H92ZM95 174V175H94ZM216 174V173H215ZM220 174V173H219ZM79 175V176H80ZM86 175H85V178H86ZM129 175H130V173H129ZM162 175V174H161ZM189 175H190V173H189ZM188 175V176H189ZM45 176V175H44ZM78 176V175H77ZM89 176H91V177H89ZM118 176V175H117ZM144 176V175H143ZM218 176V175H217ZM130 177V176H129ZM167 177V176H166ZM169 177H170V175H169ZM191 177V176H190ZM196 177V176H195ZM113 178V177H112ZM135 178V177H134ZM133 178V179H134ZM168 178V177H167ZM176 178H177V176H176ZM194 178V177H193ZM211 178V177H210ZM78 179H81L80 177H78ZM78 179H77V181H76V185L78 184V186H81L82 184H79L78 182ZM83 179V178H82ZM90 179V180H91ZM115 179H118L119 180V178H115ZM115 179H114V181H115ZM155 179H157L156 177H155ZM183 179V180H182ZM209 179V178H208ZM75 180H73L74 182H75ZM120 180H121V178H120ZM158 180V179H157ZM170 180V179H169ZM122 181V180H121ZM141 181V180H140ZM171 181V180H170ZM183 181V182H182ZM230 181V180H229ZM84 182H85V179H84ZM96 182H98L99 183V180L97 181V178H96ZM125 182V181H124ZM124 182H123V184H124ZM252 183H253V181H251ZM82 183V182H81ZM87 183V182H86ZM102 183V182H101ZM117 183H119V182H117ZM164 183V182H163ZM209 183V182H208ZM109 184V183H108ZM115 184V183H114ZM122 184V183H121ZM136 182H134V184L133 185H130L128 188H130L132 191H133V194L135 195V196H139V197H141V198H146V197H150V193H148L147 191H151L150 189H153L152 187H148L147 185H142V184H140V182L138 183V185L136 184ZM190 184V183H189ZM84 185V184H83ZM89 185V184H88ZM96 185V184H95ZM166 185V184H165ZM193 185V184H192ZM253 185V184H252ZM70 185H67V186H64V188H66L67 189V187H69ZM78 186H77V188H78ZM111 186H112V184H111ZM173 186H175V185H173ZM58 187V186H57ZM72 187H74V186H72ZM82 187V186H81ZM86 187V186H85ZM96 187V186H95ZM102 187V186H101ZM114 187H115V185H114ZM114 187H113V189H114ZM119 188H120V186H118ZM194 187V186H193ZM192 187V188H193ZM199 187H200V185H199ZM45 188V187H44ZM59 188V187H58ZM57 188V189H58ZM87 188V187H86ZM103 188V187H102ZM106 188V187H105ZM107 188H108V185H107ZM202 188V187H201ZM252 188V187H251ZM257 188V187H256ZM255 188V189H256ZM262 188V187H261ZM54 189H55V187H54ZM69 189V188H68ZM74 189V188H73ZM112 189V190H113ZM117 185H116V187H115V189H114V192H116V194H114V195H111L112 196V200L110 199V201H117V200H119L118 201V205L120 206V209L122 208V207H125V212H127V210H128V213H130L129 211L131 210V208H128L127 207V209H126V205H128V204H126L127 203V200H129V199H127L126 201H125V196H126V194L124 193H117ZM124 189V188H123ZM122 188L121 189H119V190H123ZM196 189V188H195ZM232 189H233V187H232ZM90 190H91V188H90ZM103 190H104V188H103ZM116 190V191H115ZM194 190V189H193ZM208 190H209V188H208ZM252 191H254V189H251ZM259 190H260V187H259ZM187 191H188V189H187ZM196 191V190H195ZM230 191V190H229ZM251 191V192H252ZM105 192V191H104ZM108 192V191H107ZM110 192V191H109ZM108 192V193H109ZM135 192V193H134ZM164 192V191H163ZM249 192V191H248ZM41 193V192H40ZM126 193H127V191H126ZM19 194V193H18ZM44 194V193H43ZM166 194V193H165ZM211 194H213V193H211ZM250 194V193H249ZM256 194V193H255ZM5 195V194H4ZM42 195V194H41ZM40 195V196H41ZM50 195V194H49ZM76 195V194H75ZM79 195H81V194H79ZM82 195H83V193H82ZM109 195V194H108ZM133 195V196H134ZM193 195V194H192ZM196 195H199V193L198 194H196ZM43 196H45V195H43ZM42 196V197H43ZM60 196V195H59ZM69 196H71V195H69ZM88 196V195H87ZM110 196V195H109ZM157 196V195H156ZM162 196V195H161ZM170 196V195H169ZM7 196L5 195V198H6ZM15 197V196H14ZM39 196H37V198H38ZM86 197V196H85ZM84 197V198H85ZM128 197H129V195H128ZM170 197H172V196H170ZM200 197V196H199ZM44 198V197H43ZM83 198V199H84ZM92 198V197H91ZM90 198V199H91ZM121 198H124V199H121ZM130 198V197H129ZM157 198H158V196H157ZM59 199V198H58ZM160 199V198H159ZM37 200V199H36ZM70 199L68 198V201H69ZM85 200V199H84ZM88 200H89V198H88ZM87 200V201H88ZM130 200H132V198H130ZM137 200H139V199H137ZM137 200L135 199H133V201L134 202H132V204H131V202H130V206H133L132 207V210H133V208H137L135 211H137L138 210V208H141L142 206L144 207V205H145V202H143L144 203V205H142L141 203L139 204L138 202H137ZM151 200H153V198H151ZM203 200V199H202ZM205 200V199H204ZM211 200H212V198H211ZM262 200V199H261ZM34 201V200H33ZM72 201V200H71ZM74 202H75V200H73ZM153 201H155V199L153 200ZM157 201H158V199H157ZM214 201V200H213ZM21 202V201H20ZM77 202V201H76ZM135 202H137L139 205H137ZM204 202V201H203ZM78 203V202H77ZM88 203V202H87ZM115 203H117V202H115ZM134 203V204H133ZM173 203H174V201H173ZM181 203V202H180ZM196 203H198V202H196ZM207 203V202H206ZM235 203V202H234ZM260 203H261V201H258L257 200V206H258V204L260 205ZM14 204V203H13ZM71 204V203H70ZM147 204V203H146ZM150 204V203H149ZM148 204V205H149ZM199 204V203H198ZM207 204H209V203H207ZM262 204V203H261ZM78 205V204H77ZM88 205V204H87ZM162 205H164V204H162ZM200 205V204H199ZM263 205V204H262ZM262 205H260V206H262ZM23 206V205H22ZM22 206H21V208H22ZM35 206V205H34ZM33 206V207H34ZM38 206V205H37ZM139 206H141V207H139ZM146 206V205H145ZM155 206V205H154ZM159 206V205H158ZM169 206V205H168ZM205 206V205H204ZM260 206H258L259 208H260ZM25 206H23V208H24ZM116 207L118 208V206L116 205ZM171 207V206H170ZM169 207V208H170ZM175 207H177L176 205H175ZM17 208V207H16ZM35 208H36V206H35ZM82 208V207H81ZM108 208V207H107ZM147 208V207H146ZM148 208H151V207H148ZM156 208V207H155ZM158 208V207H157ZM157 208L155 209V210H157ZM234 208V207H233ZM263 208H264V206H263ZM124 209V208H123ZM122 209V210H123ZM130 209V210H129ZM153 210H154V208H152ZM181 209V208H180ZM196 209H198V208H196ZM258 209V208H257ZM24 210V209H23ZM30 210V209H29ZM32 211H33V208L31 209ZM30 210V211H31ZM67 210V209H66ZM94 210V209H93ZM131 210V211H132ZM210 210V209H209ZM27 212H28V210H26ZM25 211V212H26ZM29 211V212H30ZM35 211V210H34ZM134 211V212H135ZM145 211H148V210H145ZM151 211V210H150ZM257 211V210H256ZM261 211H264L263 209L261 210ZM26 212V213H27ZM35 212H37V210L35 211ZM94 212V211H93ZM123 212V211H122ZM133 212V211H132ZM140 212H142L141 210L139 211V213ZM149 212V211H148ZM152 212V211H151ZM158 212V211H157ZM5 213V212H4ZM7 213V212H6ZM20 213V212H19ZM49 213H51V212H49ZM67 213V212H66ZM99 213V212H98ZM112 213V212H111ZM136 213L137 212H135L134 214L136 215ZM150 213V212H149ZM155 213V212H154ZM189 213V212H188ZM8 214V213H7ZM7 214H5V215H7ZM23 214H24V212H23ZM46 214V213H45ZM106 214V213H105ZM133 214V215H134ZM152 214V213H151ZM151 214H149V215H151ZM264 213H262V215H263ZM134 215V216H135ZM154 215V214H153ZM158 215V214H157ZM256 215V214H255ZM10 216V215H9ZM30 216V215H29ZM107 216V215H106ZM145 216V215H144ZM152 216V215H151ZM162 216V215H161ZM7 217V216H6ZM27 217V216H26ZM139 217V216H138ZM159 217V216H158ZM215 217V216H214ZM222 217V216H221ZM259 217H261V215H259ZM258 217V218H259ZM97 218H99V216L97 217ZM120 218V217H119ZM148 218H149V216H148ZM180 218V217H179ZM53 219V218H52ZM260 219V218H259ZM120 220V219H119ZM121 221V220H120ZM261 221H262V219H261ZM96 222V221H95ZM101 222V221H100ZM106 222V221H105ZM142 222H143V220H142ZM157 222V221H156ZM264 222V221H263ZM262 222V223H263ZM47 223H49V218H38L37 220H35L34 221V226H32L31 228H29V232L28 233H24L22 230H18V231H14V230H12V229H7L6 228V226H5V224L4 225H2V226H0L1 228H0V230H3V231H5L4 232V234H6L7 236H9V237H11V238H14V237H18V240H19V237H20V239L22 240V237L23 236H25L26 234H28V237H26V238H29V240H32V239H34L36 236H37V234H36V229L34 230L33 228H36L35 226H38V225H40V224H45V225H47ZM96 223H98V224H100L99 222H96ZM111 223H112V221H111ZM144 223V222H143ZM101 224H103V222H101ZM112 224H114V223H112ZM162 224V223H161ZM106 225H108L107 223H106ZM109 225H110V223H109ZM123 225V224H122ZM154 225V224H153ZM50 226V224L48 225V226H46V227H49ZM124 226V225H123ZM55 226H53V228H54ZM117 227H119L118 225H117ZM122 227V226H121ZM62 228V227H61ZM64 228V227H63ZM139 228V227H138ZM152 228V227H151ZM52 229V227L49 229V230H51ZM65 229V228H64ZM81 229V228H80ZM139 229H141V228H139ZM153 229H155V227L153 226ZM53 230V229H52ZM51 230V231H52ZM63 230V229H62ZM68 230V229H67ZM61 231V230H60ZM69 231V230H68ZM67 231V233L65 232V230H64V232L67 234V236L65 235V241H63V242H68V239L71 237V232L69 231L68 232ZM72 231V230H71ZM141 231V230H140ZM73 232V231H72ZM75 232V231H74ZM132 232V231H131ZM142 232H144V231H142ZM60 233V232H59ZM62 234H63V232H61ZM164 233V232H163ZM56 234V233H55ZM58 234V233H57ZM61 234V235H62ZM161 234H162V232H161ZM36 235V236H35ZM78 235V234H77ZM140 235V234H139ZM139 235L137 234V236H138V238H139ZM146 235V234H145ZM45 236H46V234H45ZM44 236V237H45ZM134 236V235H133ZM167 236V235H166ZM38 237V236H37ZM48 237H50L51 238V240H52V237L51 236H48ZM60 237V236H59ZM116 237H118V236H116ZM122 237V236H121ZM8 238V237H7ZM6 238V239H7ZM10 238V239H11ZM26 238H25V240H26ZM61 238L63 239V237L61 236ZM136 238V237H135ZM10 239L8 238V241H10ZM36 239V238H35ZM49 239V238H48ZM124 239V238H123ZM140 239V238H139ZM13 240H16L15 238L13 239ZM45 240V239H44ZM47 240V239H46ZM57 240V239H56ZM59 240H61V239H59ZM126 241L128 240V239H125ZM131 240V239H130ZM143 240H147L146 238H144ZM7 241V242H8ZM80 240L79 239H76L75 241H73L72 243H77L78 244V242H79ZM129 241V240H128ZM51 242V241H50ZM49 242V243H50ZM62 242V241H61ZM120 242V241H119ZM122 242V241H121ZM40 243V242H39ZM136 243V242H135ZM149 243V246L148 247H150V250H149V252L148 253H150L151 254V256H153V258L155 259L154 260V263L153 264H176L177 262H175V261H172V259L170 260H164L165 259V257L163 256V254H165L167 251H166V248H164V247H161V248H155V247H153V246H151L150 244V242H148ZM15 244V243H14ZM51 244H53V242H51ZM21 245H22V243H21ZM139 245H142V244H139ZM124 246H125V244H124ZM144 246V245H143ZM137 247H139L138 245H137ZM141 247V246H140ZM167 247V246H166ZM49 248V247H48ZM143 248V247H142ZM144 248H146V247H144ZM33 249V248H32ZM163 249V250H162ZM261 249V248H260ZM84 250H87L86 248L84 249ZM261 251H262V249H261ZM121 252V251H120ZM168 253V252H167ZM91 254V257L93 258V262H92V264H120V262L119 261H111V260H109V259H106V258H104L103 256H100L99 254H97V253H90ZM160 255H162L163 256V258H160L161 256ZM168 256V255H167ZM262 256V259H263V256L264 255H261ZM129 258H131V257H129ZM129 258H127V259H129ZM160 259H162L163 261H160ZM173 260H174V258H173ZM262 262H264V260L262 261Z\"/></svg>",
	"mask_w": 264,
	"mask_h": 264
}]
</instances>
